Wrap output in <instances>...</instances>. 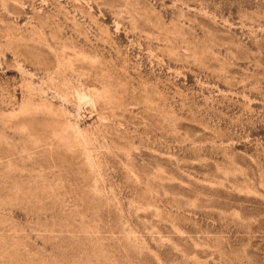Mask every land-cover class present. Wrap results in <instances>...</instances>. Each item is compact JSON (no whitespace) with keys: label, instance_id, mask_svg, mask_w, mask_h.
Here are the masks:
<instances>
[{"label":"rangeland","instance_id":"374dc122","mask_svg":"<svg viewBox=\"0 0 264 264\" xmlns=\"http://www.w3.org/2000/svg\"><path fill=\"white\" fill-rule=\"evenodd\" d=\"M0 264H264V0H0Z\"/></svg>","mask_w":264,"mask_h":264}]
</instances>
